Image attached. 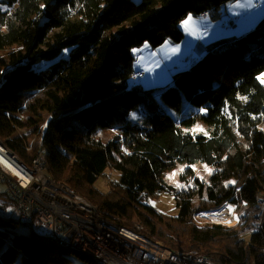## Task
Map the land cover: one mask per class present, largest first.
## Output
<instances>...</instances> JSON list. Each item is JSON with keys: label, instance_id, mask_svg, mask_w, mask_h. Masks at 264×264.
I'll return each instance as SVG.
<instances>
[{"label": "trees", "instance_id": "1", "mask_svg": "<svg viewBox=\"0 0 264 264\" xmlns=\"http://www.w3.org/2000/svg\"><path fill=\"white\" fill-rule=\"evenodd\" d=\"M233 1L0 0V141L30 163L39 147L25 146L48 119L47 174L102 215L176 252L195 250L216 264H264V217L248 238L195 217L264 196V84L257 79L264 16L241 35L200 47L203 54L173 72L157 95L132 86L133 47L180 42L185 19H216ZM197 122L209 132L184 129ZM98 129L114 134L104 142ZM180 163L188 165L178 186L165 174ZM202 166L211 172L202 174ZM107 170L117 176L100 191L94 184ZM163 193L174 196L175 214L149 202ZM69 253L102 264L0 218V264H70Z\"/></svg>", "mask_w": 264, "mask_h": 264}, {"label": "built area", "instance_id": "2", "mask_svg": "<svg viewBox=\"0 0 264 264\" xmlns=\"http://www.w3.org/2000/svg\"><path fill=\"white\" fill-rule=\"evenodd\" d=\"M223 26H228L226 21ZM134 75V79L145 77L142 72ZM45 128L44 124L39 135L34 136L39 149L30 163L23 162L0 141V184L6 183L8 187L7 196L0 197L1 219L29 226L35 234L76 249L102 264H216L195 250L173 251L142 232L108 219L84 196L51 178L40 154ZM25 147L32 149V142ZM245 205L258 204L244 203L239 216L234 212L236 218L232 223L220 222L234 227L239 238H248L262 229L264 205L259 215L251 211L242 215ZM206 212L199 211L195 217L208 216ZM259 248L264 252V245Z\"/></svg>", "mask_w": 264, "mask_h": 264}, {"label": "rangeland", "instance_id": "3", "mask_svg": "<svg viewBox=\"0 0 264 264\" xmlns=\"http://www.w3.org/2000/svg\"><path fill=\"white\" fill-rule=\"evenodd\" d=\"M133 1L139 2L140 0ZM221 8L224 10V14L216 19H212V17L207 14L205 17L206 23L202 24L204 33L194 35V32L184 25V37L180 42H173L171 39H166L159 46L152 47L147 41H144L139 46L133 47L131 51L135 56L133 63L135 72H142L145 77L143 79H135L132 86L141 85L144 88L153 87V91L157 95L162 89L161 87L170 82L173 72L187 68L192 61L203 54V50L200 49L201 44L208 45L222 38L241 35L252 28L255 23L264 16V0H234L233 2L223 5ZM237 15L238 19L234 22L233 18ZM223 19L229 20L231 26L222 27L221 22ZM262 73H264V71ZM44 124L46 125V123ZM184 129L192 134H207L209 132L208 126H205L202 122H197V124L187 126ZM97 131L98 137L104 142L114 134V130L98 129ZM31 142L34 147L38 140L33 136ZM40 154L41 158L45 161L47 155L46 147L42 148ZM187 165V163H180L166 172V180L174 185L180 184V174ZM206 169L207 168L204 166L198 167V171L202 174L209 173ZM116 176L117 173L115 171L107 170L106 175L99 176L94 185L100 191H107L110 188L109 182L114 180ZM7 189L6 183L0 184V197L7 196ZM263 200L264 196L261 195L255 204H263ZM149 202L158 211L172 214L176 213V209L174 208V196L170 193H163L159 196L150 198ZM233 205H235L234 212L239 216L242 205ZM14 216L16 217V215ZM198 219L201 223L206 221L214 222L209 216L198 217ZM26 228L29 229V226H26ZM68 257L70 264H88L74 253H69Z\"/></svg>", "mask_w": 264, "mask_h": 264}, {"label": "bare ground", "instance_id": "4", "mask_svg": "<svg viewBox=\"0 0 264 264\" xmlns=\"http://www.w3.org/2000/svg\"><path fill=\"white\" fill-rule=\"evenodd\" d=\"M263 205L264 204L262 203L258 204L255 207H249L245 205L242 209L241 214L245 215V213L251 211L252 213L259 215L261 213ZM229 206H231L232 208L231 211H229ZM205 214L208 215L210 218H212L214 221L223 222V223H232L236 218L234 213V205L231 204L230 202H227L216 209H212L211 211H208Z\"/></svg>", "mask_w": 264, "mask_h": 264}, {"label": "crops", "instance_id": "5", "mask_svg": "<svg viewBox=\"0 0 264 264\" xmlns=\"http://www.w3.org/2000/svg\"><path fill=\"white\" fill-rule=\"evenodd\" d=\"M205 17H206V14L191 15L189 18L184 20V21H186V20L188 21L187 24H185L184 21H183V26L185 25L188 28H190L194 32V35H198L200 33H204V31L202 29V24L206 23ZM203 46L204 45H202V44L200 45L201 48Z\"/></svg>", "mask_w": 264, "mask_h": 264}, {"label": "snow or ice", "instance_id": "6", "mask_svg": "<svg viewBox=\"0 0 264 264\" xmlns=\"http://www.w3.org/2000/svg\"><path fill=\"white\" fill-rule=\"evenodd\" d=\"M187 22H188L187 20L184 21L185 24H187ZM257 79L260 80V82L262 84H264V73H260V75L257 76ZM201 111H203V109H201ZM206 170L209 171V172H211V169H206ZM229 183H234V182H229ZM231 210H232V208H231V206H229V211H231ZM237 219H239V218H237ZM226 222H229V221H226Z\"/></svg>", "mask_w": 264, "mask_h": 264}, {"label": "water", "instance_id": "7", "mask_svg": "<svg viewBox=\"0 0 264 264\" xmlns=\"http://www.w3.org/2000/svg\"><path fill=\"white\" fill-rule=\"evenodd\" d=\"M47 122H48V119H47L46 122H45V123H46L45 127L47 126ZM263 204H264V200H263Z\"/></svg>", "mask_w": 264, "mask_h": 264}]
</instances>
